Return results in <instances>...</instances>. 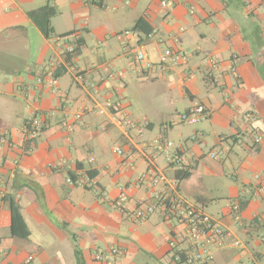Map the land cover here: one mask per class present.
Masks as SVG:
<instances>
[{
	"label": "crops",
	"instance_id": "1",
	"mask_svg": "<svg viewBox=\"0 0 264 264\" xmlns=\"http://www.w3.org/2000/svg\"><path fill=\"white\" fill-rule=\"evenodd\" d=\"M161 1L0 0V264H77V250L84 264L112 250L106 263L172 264L170 238L184 228L161 207L143 223L133 215L157 195L229 232L210 264H264V0H173L169 11ZM46 6L58 11L49 38L29 17ZM140 49L154 64L165 49L186 58L145 71ZM106 101L121 107L101 114ZM197 105L206 119L181 123ZM123 117L149 125L128 134L114 121ZM34 118L44 125L30 140ZM151 168L164 178L153 188L140 181ZM7 195L29 239L11 235Z\"/></svg>",
	"mask_w": 264,
	"mask_h": 264
},
{
	"label": "built area",
	"instance_id": "2",
	"mask_svg": "<svg viewBox=\"0 0 264 264\" xmlns=\"http://www.w3.org/2000/svg\"><path fill=\"white\" fill-rule=\"evenodd\" d=\"M173 6V0L161 1V7L165 11H169ZM129 34V32H126L125 36ZM68 52L73 53L74 48H69ZM185 58L181 53L174 52L171 49H165L160 56L159 62L154 64L148 58L146 51L140 49L136 52L135 62L138 67L145 71H150L154 68L165 70L169 67L178 66L185 61ZM119 107H121L119 103L114 104L111 101H106L104 107L99 112L104 114L108 110H118ZM82 114L83 112H79L75 115V122L65 124L66 129L73 131L74 124L81 121ZM206 117V109L200 105L194 106L178 116L181 123L188 125L197 124L201 120L206 119ZM114 121L128 134L133 130L142 132L143 128H147L149 125L147 120L133 121L124 117L119 120L114 118ZM43 125L41 118H34L28 122L25 126L27 137L30 140L37 138L42 131ZM254 139L256 142H260L261 140L259 136H255ZM171 146L172 143L168 142L166 147L169 148ZM115 150L117 154H123V150L120 147H116ZM222 154V152H213L210 156L215 159ZM174 159L177 164H181L179 158L175 157ZM163 180V176L158 174L153 168L143 174L140 179L141 182H148L152 188L161 184ZM68 182L73 183L74 181L69 179ZM129 202V197L126 194H121L116 204L123 211L129 205ZM159 207L163 210L164 217L167 220L174 221L184 228L183 232L175 233L170 238L169 245L172 264H210L214 259L216 247L221 244L223 239L230 235L229 232L202 208L187 204L183 200L174 197L157 195L155 202L149 204L140 203L133 215L138 222L143 223ZM232 211L235 215V220L240 221L241 208L239 204H234ZM260 220H263V218ZM260 240L264 243V234L260 236ZM115 254H117V250L110 251L108 255L102 251H98L95 254V260L110 264L105 261L107 258L111 259Z\"/></svg>",
	"mask_w": 264,
	"mask_h": 264
},
{
	"label": "trees",
	"instance_id": "3",
	"mask_svg": "<svg viewBox=\"0 0 264 264\" xmlns=\"http://www.w3.org/2000/svg\"><path fill=\"white\" fill-rule=\"evenodd\" d=\"M57 14L58 11L56 8L46 6L37 11L29 13V17L33 21V23L39 28V30L43 33V35L46 38H49L51 37V34H53L51 19L55 17ZM140 23H142V21L138 22V26H140ZM68 35L70 34H67L65 36ZM80 48H81V43L78 42L76 48L74 49L73 54H79ZM188 174L189 173L186 171H179L178 177L186 178L188 177ZM72 180L75 181L74 179ZM3 200L5 203L8 204L9 210L11 212V235L13 237H17L23 240L29 239L31 233L22 215L21 205L19 201H17L16 198L12 195L5 196ZM53 220L55 221L56 224H58L62 228H66L67 225L65 223H60L55 218ZM76 256H77V264H84L80 252L78 250L76 251Z\"/></svg>",
	"mask_w": 264,
	"mask_h": 264
},
{
	"label": "rangeland",
	"instance_id": "4",
	"mask_svg": "<svg viewBox=\"0 0 264 264\" xmlns=\"http://www.w3.org/2000/svg\"><path fill=\"white\" fill-rule=\"evenodd\" d=\"M148 49V48H147ZM149 51H150V48H149ZM158 130H159V128H158V126H156V128H155V131L156 132H158ZM147 130H145V132H146ZM136 132V131H135ZM115 147V146H114ZM212 149V148H211ZM211 149H209L207 152H209V151H211ZM213 153V152H212ZM217 153H218V151H217ZM208 154H210V152L208 153ZM229 202H225V205H229L228 204ZM158 212H159V210H158ZM209 212H211V213H213L216 217H217V213L216 212H214V210H209ZM156 213H157V211H156ZM156 213H154L152 216H154ZM220 213V212H219Z\"/></svg>",
	"mask_w": 264,
	"mask_h": 264
}]
</instances>
